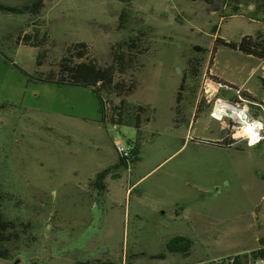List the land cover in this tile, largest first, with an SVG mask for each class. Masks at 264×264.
I'll use <instances>...</instances> for the list:
<instances>
[{
    "label": "rangeland",
    "instance_id": "1",
    "mask_svg": "<svg viewBox=\"0 0 264 264\" xmlns=\"http://www.w3.org/2000/svg\"><path fill=\"white\" fill-rule=\"evenodd\" d=\"M141 27L151 28L149 50L127 101L146 110L138 156L125 167L113 142L134 127L103 118L91 89L34 77L56 71L77 41L106 63L111 44ZM24 33L42 40L43 66L37 48L20 44ZM243 35L264 39V0H44L35 15L0 11V201L7 218L29 224L0 264H219L228 255L263 264L254 252L264 250V128L247 145L237 120L210 115L220 97L264 124L260 61L214 47L216 37ZM176 235L192 240L186 254L167 251Z\"/></svg>",
    "mask_w": 264,
    "mask_h": 264
},
{
    "label": "trees",
    "instance_id": "2",
    "mask_svg": "<svg viewBox=\"0 0 264 264\" xmlns=\"http://www.w3.org/2000/svg\"><path fill=\"white\" fill-rule=\"evenodd\" d=\"M44 0H32L22 5H8L0 3V11L11 14H38L42 8ZM129 21V14L124 8L119 15V28H124ZM150 27H141L135 34H130L126 38L115 41L110 46L111 60L102 63L98 60L91 47L84 41H77L66 45L63 56L55 63L54 69L46 72H36L35 79L44 83H56L70 86H82L91 89L100 101V108L103 118H107L112 124L132 125L140 136V128L144 120L140 119L141 111L146 108L142 105H133L127 101L129 96L138 83V79L133 75L136 66L142 67V56L149 50V31ZM21 43L37 48L36 66L41 67L45 64L47 51L43 47L42 40L38 39L36 33H24L21 36ZM18 41V40H17ZM216 45H226L238 50L242 54L250 55L264 60V39L262 36L243 35L239 41H225L219 37L215 38ZM198 48V47H196ZM213 52V51H212ZM191 61H189L190 63ZM214 79L223 84L231 85L219 77ZM264 85V75L262 78ZM182 86V85H181ZM242 96L257 102L256 97L249 95L245 91ZM180 94L177 96L179 99ZM118 99L117 103L114 99ZM147 119V118H146ZM134 159L138 156L139 140L134 141ZM229 146V143L226 146ZM123 164V161L119 159ZM106 170L100 171L95 175L94 182L104 188L103 179ZM19 226L28 227V223H17L5 216L0 201V258L9 259L12 256L14 245L20 236ZM25 232V229L24 231ZM192 244V240L184 235H176L166 243V249L172 253L186 254ZM263 254L264 250L259 249L254 254ZM81 264H90L89 261ZM99 264H116L111 261H100ZM239 264V256L235 257V263Z\"/></svg>",
    "mask_w": 264,
    "mask_h": 264
},
{
    "label": "bare ground",
    "instance_id": "3",
    "mask_svg": "<svg viewBox=\"0 0 264 264\" xmlns=\"http://www.w3.org/2000/svg\"><path fill=\"white\" fill-rule=\"evenodd\" d=\"M210 115L217 120H222L224 116L237 120L241 124L239 131L236 133L237 136H245L250 140L251 145L262 138L263 122L259 119H251L246 111H240L237 104L233 102L216 101Z\"/></svg>",
    "mask_w": 264,
    "mask_h": 264
},
{
    "label": "built area",
    "instance_id": "4",
    "mask_svg": "<svg viewBox=\"0 0 264 264\" xmlns=\"http://www.w3.org/2000/svg\"><path fill=\"white\" fill-rule=\"evenodd\" d=\"M236 96L241 100L242 95L241 91L239 89L236 90ZM246 140L247 145L250 144V140L246 137H244ZM133 142H122L120 139H115L114 140V147L116 152L118 153L119 159L123 161V164L125 167H128L130 163L133 162L134 160V154H133ZM235 263V257L228 255L226 257H223L219 260V264H234Z\"/></svg>",
    "mask_w": 264,
    "mask_h": 264
},
{
    "label": "crops",
    "instance_id": "5",
    "mask_svg": "<svg viewBox=\"0 0 264 264\" xmlns=\"http://www.w3.org/2000/svg\"><path fill=\"white\" fill-rule=\"evenodd\" d=\"M20 42V44H23V43H21V40L19 41ZM25 45V44H24ZM248 56H250V55H248ZM253 57V56H252ZM256 59H258V58H256ZM260 62H259V65L261 66V70H262V74L264 75V60H261V59H258ZM215 64V62L213 63V65ZM215 66V65H214ZM256 67L257 66H255V67H251V72H250V74L256 69ZM219 78H221L223 81H225V82H227L228 84H231V85H233L235 88H236V90L237 89H239V88H243L244 90H245V92H247L249 95H251V96H254V97H256V95L251 91V90H249L248 88H246V87H240V86H236L233 82H230V81H228V80H226L225 78H223V77H219ZM262 78H263V76H262ZM205 80V78L204 77H202L201 76V81L203 82ZM211 83H213V82H211ZM220 84L221 83H219L218 84V86H220ZM262 84H263V82H262ZM264 86V85H263ZM201 88L199 87V90H200ZM217 90V87H211V91L212 92H214V91H216ZM128 97V96H127ZM259 101H261L258 97H256ZM216 101H226V100H224V99H222V98H220V97H218L217 99H216ZM129 102V101H128ZM226 102H228V101H226ZM129 103H131V104H133V105H140V104H135L133 101H130ZM230 103V102H229ZM261 103H262V101H261ZM263 104V103H262ZM127 126H132V125H127ZM133 127V126H132ZM133 135V136H132ZM131 136H129L128 138H127V140H126V142H133L134 143V141H138V140H140V138H139V136L137 137V131H136V129L134 128V131H133V134H132ZM113 145H114V142H113Z\"/></svg>",
    "mask_w": 264,
    "mask_h": 264
},
{
    "label": "flooded vegetation",
    "instance_id": "6",
    "mask_svg": "<svg viewBox=\"0 0 264 264\" xmlns=\"http://www.w3.org/2000/svg\"><path fill=\"white\" fill-rule=\"evenodd\" d=\"M226 101H229V100H226ZM229 102H231V103H232V102H235V100H230Z\"/></svg>",
    "mask_w": 264,
    "mask_h": 264
},
{
    "label": "water",
    "instance_id": "7",
    "mask_svg": "<svg viewBox=\"0 0 264 264\" xmlns=\"http://www.w3.org/2000/svg\"><path fill=\"white\" fill-rule=\"evenodd\" d=\"M229 102V101H228ZM231 103V102H230ZM263 264H264V260H263Z\"/></svg>",
    "mask_w": 264,
    "mask_h": 264
}]
</instances>
